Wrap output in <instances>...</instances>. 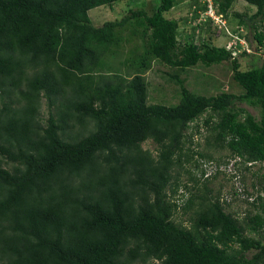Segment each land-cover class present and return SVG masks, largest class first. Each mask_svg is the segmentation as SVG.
<instances>
[{"label":"trees","instance_id":"obj_1","mask_svg":"<svg viewBox=\"0 0 264 264\" xmlns=\"http://www.w3.org/2000/svg\"><path fill=\"white\" fill-rule=\"evenodd\" d=\"M118 1L0 0V264H264V174L255 193L246 185L264 163V59H238L251 54L246 27L264 48V0H245L251 14L189 0L181 19L167 16L176 0H159L92 23L90 9ZM203 25L227 43L195 37ZM153 61H230L243 93L200 94L175 71L164 72L174 103L152 101ZM203 127L204 147L224 156L199 148ZM220 174L242 187L213 189Z\"/></svg>","mask_w":264,"mask_h":264},{"label":"rangeland","instance_id":"obj_2","mask_svg":"<svg viewBox=\"0 0 264 264\" xmlns=\"http://www.w3.org/2000/svg\"><path fill=\"white\" fill-rule=\"evenodd\" d=\"M187 1L189 0H176L175 6L171 9L167 16L173 17L176 19H181L185 17L188 13ZM159 0H121L110 6H99L89 10V15L92 19V23L95 25H99L103 21L111 20L114 18H119L124 15L128 9L131 7H144L148 12H151L152 9L158 4ZM232 9L238 12H247L248 14L253 13L256 10V6L249 4L245 0H236ZM211 13V12H208ZM216 21V20H215ZM223 23V22H221ZM220 23V24H221ZM237 19L230 18L228 20V28H234L237 25ZM191 25H194V22L191 23H181L179 29V39L183 41L189 33L192 32ZM226 25V23L224 24ZM211 25H203V27L195 30V37L207 38L209 41L216 45H224L227 43V35H223L220 31H216L215 26L210 27ZM219 27V26H218ZM244 32L250 42L251 48L248 47L251 54L248 56H239V61L241 63L242 68H247L249 66H254L260 64L261 60L264 59V48L258 46L257 41L253 37V29L251 27H246ZM180 77L185 79L186 86L197 93L204 95H213L220 92L222 89L227 92H231L234 94L243 93V89L233 80L232 78V70L230 67V61H223L220 64L211 65L209 67H205L201 63L197 65L187 68L185 70H175ZM173 68L168 67L166 65L161 64L160 62L153 61L151 68L145 73V78L148 81V94L149 99L152 101H165V102H173L175 101L174 94L177 90L175 84L167 81L166 75L164 72H175ZM174 103V102H173ZM170 104V103H167ZM172 104V103H171ZM239 106L245 107L250 113L255 115L256 118L260 117V109L258 107L251 106L246 102H239ZM206 116L202 115L200 118V122ZM202 135H200L199 148L205 152H209L213 155V157L218 158L224 156L227 152L225 151H214L210 149H206L204 147V127ZM197 137V135H196ZM195 137V138H196ZM155 145L150 141L143 143V147L150 148L153 150ZM212 165V164H211ZM210 164H207L208 170H211L213 167H209ZM257 172L256 176H252L250 173L246 176V185L249 191H254V187H252V182H256L257 176L264 174V163L255 164L252 168ZM254 174V173H253ZM181 180H186L187 176L181 174ZM258 181V180H257ZM223 183V191L224 195L227 192H231L234 187L241 186L239 180L225 181L222 174H220L211 184L213 189L219 188L220 184ZM258 184L257 182L255 185ZM230 194V193H229ZM246 208L252 209L249 205L244 202L235 201L229 207V210H237L239 213L243 214V211Z\"/></svg>","mask_w":264,"mask_h":264},{"label":"built area","instance_id":"obj_3","mask_svg":"<svg viewBox=\"0 0 264 264\" xmlns=\"http://www.w3.org/2000/svg\"><path fill=\"white\" fill-rule=\"evenodd\" d=\"M208 12H211V13H208L209 15H211L212 17H213V19L214 20H216L215 22L216 23H221V22H223V23H221V24H225V20H223L222 18H221V16L220 15H216L214 12H213V9L211 8V5H209V10H208Z\"/></svg>","mask_w":264,"mask_h":264}]
</instances>
